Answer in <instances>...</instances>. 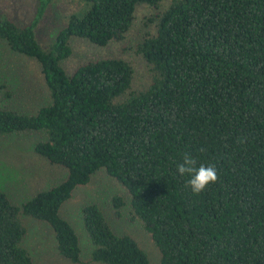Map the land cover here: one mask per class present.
Returning a JSON list of instances; mask_svg holds the SVG:
<instances>
[{
	"label": "trees",
	"instance_id": "1",
	"mask_svg": "<svg viewBox=\"0 0 264 264\" xmlns=\"http://www.w3.org/2000/svg\"><path fill=\"white\" fill-rule=\"evenodd\" d=\"M78 1L88 8L69 15L45 51L33 32L42 4L26 26L0 15V40L37 63L49 95L34 115L0 109V135L40 132L34 154L66 171L20 206L0 191V264H31L21 217L47 225L57 254L80 263L77 238L58 210L98 170L125 191L127 202L111 197L113 212L120 217L128 207L159 264H264V0H172L149 16L154 33L134 52L150 79L137 92L121 59L87 61L69 75L60 62L70 55L69 38L119 42L135 8L157 9L160 0ZM185 153L217 169L218 180L199 194L177 171ZM80 215L90 261L148 264L96 206Z\"/></svg>",
	"mask_w": 264,
	"mask_h": 264
},
{
	"label": "rangeland",
	"instance_id": "2",
	"mask_svg": "<svg viewBox=\"0 0 264 264\" xmlns=\"http://www.w3.org/2000/svg\"><path fill=\"white\" fill-rule=\"evenodd\" d=\"M172 0H160L157 9L146 5L135 8L132 25L119 42H110L104 47L89 44L77 38H69L70 55L60 62L66 74L87 61L118 58L132 68L130 90L137 92L149 84L148 66L134 49L142 39L154 33V27L147 18L161 12ZM42 10L36 18L38 7ZM88 5L81 6L78 0H0V15L14 25H29L35 18L34 38L42 50H47L55 41L58 32L66 25L71 14L81 16ZM4 87V89L1 88ZM8 93V97L4 94ZM49 102V95L37 63L28 57L11 52L0 40V109L34 115L40 107ZM40 139V132L0 135V191L14 206L31 199L37 192L57 185L65 178L66 171L50 165L33 152L34 144ZM123 197L125 191L103 170L90 176L85 185L76 186L59 207L58 214L72 228L80 249V263L96 264L90 261L91 245L83 231L80 211L88 205L96 206L104 220L117 235H128L144 252L148 264H159V255L148 234L138 222H130L128 207L119 209L116 217L111 207L112 196ZM25 228L22 247L31 258V264H71L60 257L55 249L51 229L42 222L21 217Z\"/></svg>",
	"mask_w": 264,
	"mask_h": 264
},
{
	"label": "clouds",
	"instance_id": "3",
	"mask_svg": "<svg viewBox=\"0 0 264 264\" xmlns=\"http://www.w3.org/2000/svg\"><path fill=\"white\" fill-rule=\"evenodd\" d=\"M177 171L180 175L187 174L190 177L188 186L194 194L201 193L209 184L218 180L217 169L214 165H197V160L189 153L184 154L183 162L177 165Z\"/></svg>",
	"mask_w": 264,
	"mask_h": 264
}]
</instances>
